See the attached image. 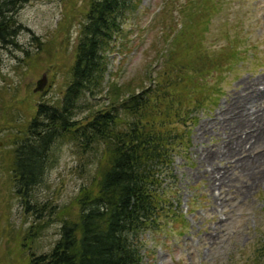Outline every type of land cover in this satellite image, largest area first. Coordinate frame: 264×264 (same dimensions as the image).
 <instances>
[{
	"label": "rangeland",
	"instance_id": "rangeland-1",
	"mask_svg": "<svg viewBox=\"0 0 264 264\" xmlns=\"http://www.w3.org/2000/svg\"><path fill=\"white\" fill-rule=\"evenodd\" d=\"M187 2L141 0L137 13L124 24L125 53L117 47L107 54L106 78L95 96L85 94L79 99L77 118L106 105L113 85L124 91L142 80L147 87L150 76L163 79L168 67L162 53L171 43H167L170 23L175 19L178 31L183 28L180 9ZM213 2L221 7L211 15L202 40L201 26L193 24L192 33L185 28L178 36L187 56L196 57L199 49L208 57L205 68L208 59L212 64L205 75L206 87H191L183 105L186 114L198 96L205 99L203 106L193 109L197 116L189 125L188 147L174 157L171 185L177 193L171 204L175 218L158 232L144 234L142 264H222L247 259L255 246L254 255L262 254L264 0ZM83 6V0H30L18 16L26 28L18 39L21 49H0V264H25L29 252H50L61 236L63 220L77 218L81 186L93 177V158L66 140L55 149L45 180L32 191L35 213L26 210L8 174L11 142L28 125L40 102L55 103L66 88L78 38L76 20ZM196 6L192 3L194 10ZM160 11L165 16L155 20ZM214 63L219 67L213 68ZM42 79L46 80L43 90L35 91ZM244 79L254 83L248 87ZM242 96L241 103L250 108L238 114L237 99ZM44 223L48 225L40 228ZM32 233L35 236L27 241L31 249L25 248L22 243Z\"/></svg>",
	"mask_w": 264,
	"mask_h": 264
},
{
	"label": "trees",
	"instance_id": "trees-1",
	"mask_svg": "<svg viewBox=\"0 0 264 264\" xmlns=\"http://www.w3.org/2000/svg\"><path fill=\"white\" fill-rule=\"evenodd\" d=\"M29 1L0 0V49H21L18 39L26 28L18 16ZM83 3L76 20L78 38L66 88L55 103L40 102L22 135L11 142L8 174L26 210L36 213L38 208L30 201L32 191L45 180L55 161V149L63 142H74L80 152L92 157L94 173L81 186L77 218L64 219L52 250L39 255L29 252L25 264H142L144 234L158 232L168 219L175 218L171 204L177 193L171 185L174 157L188 147L189 125L197 116L193 109L203 106L205 99L198 96L193 107L187 106L186 114L183 105L191 87H206L205 75L212 64L208 59L205 68L208 57L199 49L196 57L187 56L178 36L193 24L201 26L198 33L202 40L211 15L219 12L221 4L188 0V6L180 9L183 28L178 31L175 19L170 23L167 43H171L162 53L168 67L163 79L150 76L147 87L142 80L124 91L113 85L106 105L77 118L79 99L85 94L95 96L106 78L107 54L117 47L125 53L123 41L128 39L124 24L129 15L137 13L141 0ZM192 3L197 5L195 10ZM164 13L160 11L154 19ZM216 67L219 64L214 63ZM35 234H27L31 238H25L22 246L31 249L27 241ZM259 241L263 244L261 257L254 255L255 246L247 259L222 264H264V238Z\"/></svg>",
	"mask_w": 264,
	"mask_h": 264
},
{
	"label": "bare ground",
	"instance_id": "bare-ground-1",
	"mask_svg": "<svg viewBox=\"0 0 264 264\" xmlns=\"http://www.w3.org/2000/svg\"><path fill=\"white\" fill-rule=\"evenodd\" d=\"M262 75V74H261ZM264 75V74H263ZM261 77V76H260ZM262 77H264V76H262ZM261 77V78H262ZM264 79V78H263ZM264 82V81H263ZM242 83H243V85H246V86H248V87H251V85H252V83H254V81H251L250 82V80H248V79H244L243 81H242ZM241 83V84H242ZM255 83H257L256 81H255ZM262 83V82H261ZM258 84V83H257ZM255 87V86H254ZM261 87V86H260ZM251 91V90H250ZM261 91V90H260ZM245 92H247V91H245ZM247 95V94H246ZM245 96V95H244ZM244 96H242V97H238V99H237V109H238V112H240V113H238V114H243L245 111H246V108L248 107V108H250L248 105H246V104H244V103H241V100L242 99H244ZM264 98V97H263ZM246 100V99H245ZM249 100V99H248ZM253 102V101H252ZM242 116V115H241ZM245 121V119H241V122H244ZM243 149V148H242ZM199 175H200V173H199ZM201 175H202V173H201ZM205 177V176H204ZM222 187V186H221ZM215 188V187H214ZM208 189H210L209 187H208ZM207 192V191H206ZM212 192V191H211ZM215 192V191H214ZM213 192V193H214ZM216 193V192H215ZM221 194V193H220ZM212 197H213V195H212Z\"/></svg>",
	"mask_w": 264,
	"mask_h": 264
},
{
	"label": "water",
	"instance_id": "water-1",
	"mask_svg": "<svg viewBox=\"0 0 264 264\" xmlns=\"http://www.w3.org/2000/svg\"><path fill=\"white\" fill-rule=\"evenodd\" d=\"M46 84V80L45 79H42L39 83H38V86L37 88L35 89V91H42L44 86Z\"/></svg>",
	"mask_w": 264,
	"mask_h": 264
}]
</instances>
